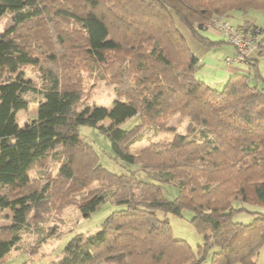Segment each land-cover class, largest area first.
<instances>
[{
  "label": "trees",
  "instance_id": "trees-1",
  "mask_svg": "<svg viewBox=\"0 0 264 264\" xmlns=\"http://www.w3.org/2000/svg\"><path fill=\"white\" fill-rule=\"evenodd\" d=\"M251 10L264 11V0H0V21L8 16L0 31V212L11 211L0 228V262L14 249L37 252L20 249L48 191L31 189L30 171L52 158L64 184L82 173V188L98 179L109 185L79 203L82 218L107 201L124 208L94 234L73 233L49 264L255 263L264 213L253 212L250 223L233 217L244 204L264 207V75L249 60L250 69L231 75L222 89L210 86L196 77L200 59L176 26L211 44L200 34L207 23ZM259 51L264 56V36ZM80 60L89 73L118 80L124 100L88 105ZM28 66L41 69V90L27 78ZM27 93L41 99L21 127L17 114L30 105ZM138 115L186 117L188 130L133 153L126 145L131 130L121 124ZM81 126L109 138L126 173L100 163ZM238 201L243 208L234 206ZM185 210L202 236L197 249L175 238L170 217L158 216L183 217Z\"/></svg>",
  "mask_w": 264,
  "mask_h": 264
},
{
  "label": "rangeland",
  "instance_id": "rangeland-1",
  "mask_svg": "<svg viewBox=\"0 0 264 264\" xmlns=\"http://www.w3.org/2000/svg\"><path fill=\"white\" fill-rule=\"evenodd\" d=\"M250 15L236 12L235 17L232 18L231 23L236 25L238 21L236 16L242 18L254 17L255 10L249 12ZM8 16L0 21V31L5 27ZM230 18L226 19L229 21ZM253 19V18H251ZM53 24L51 28L55 27ZM74 25H67V29H72ZM176 26L184 36L186 44L190 51L200 59V67L196 72V77L205 81L210 86L216 89H222L229 78L225 80L222 76L226 68V58L232 56L233 45L228 42L224 36L216 35L211 30L215 28L211 23H207L206 30L200 34L208 38L212 43L203 44L198 38L194 37L189 29L179 21H176ZM260 68L264 71V56L259 58ZM50 59L42 57L41 64L43 66L51 67ZM80 81L84 90V101L88 105H98L109 107L115 100H124L120 96L118 88V80L110 82V79L103 80L98 73H89L83 65L84 60L79 62ZM120 71L124 72L120 69ZM130 72V69H128ZM127 71V73H128ZM136 71L132 68L130 79L133 78V73ZM27 78H30L33 85L41 90L43 88V78L41 76V69L39 67L28 66L25 68ZM129 74V73H128ZM30 101L27 110L19 111L17 114L19 125L24 126L25 123L33 119L38 111V101L41 99L35 93H27L25 95ZM104 124H110L106 120ZM122 128L131 130V135L126 145L129 151L136 153L146 148L151 143L159 141H169L177 134H185L188 130V119L182 116H163L154 119L145 116H134L121 124ZM81 136L92 144L99 154L100 163L108 170L116 173H126L127 167L116 159L111 149V142L109 138L99 131V129L89 126L80 127ZM82 160L85 168L89 166V158ZM60 164L55 162L52 158H47L40 164L34 166L30 171L31 189L41 190L47 188L46 201L44 206L32 213L29 217L30 228L23 234L20 249L37 252H19L18 260H23L27 264H49L61 252L65 244L71 239L73 233L83 232L88 234L96 233L104 224L105 219L115 210L124 208V206L115 205L110 201L102 203L98 209L93 212L90 217L82 218L79 211V203L85 198L95 194L97 191H102L109 185L103 183L101 179L96 181H89L87 187L82 188V173L77 177V181L70 184H64L63 179L59 176ZM236 208H243L239 210L233 217L234 221L250 223L253 218V212H263L264 207L259 205L244 204L243 207L238 201L234 204ZM160 218L166 216L170 217L171 224L174 231V236L177 239H184L191 244L194 249L202 243V236L197 233L193 226L191 219L193 213L185 210L183 217H175L165 215L163 212H158ZM11 211L5 210L0 212V228L8 225L11 222ZM264 246L260 249L262 252ZM203 264H210V259H206Z\"/></svg>",
  "mask_w": 264,
  "mask_h": 264
},
{
  "label": "built area",
  "instance_id": "built-area-1",
  "mask_svg": "<svg viewBox=\"0 0 264 264\" xmlns=\"http://www.w3.org/2000/svg\"><path fill=\"white\" fill-rule=\"evenodd\" d=\"M211 25H214V29L224 36L235 48L234 55L226 58L228 65L233 62H247L249 54L261 48L263 33L258 27H236L224 18L214 19Z\"/></svg>",
  "mask_w": 264,
  "mask_h": 264
},
{
  "label": "crops",
  "instance_id": "crops-1",
  "mask_svg": "<svg viewBox=\"0 0 264 264\" xmlns=\"http://www.w3.org/2000/svg\"><path fill=\"white\" fill-rule=\"evenodd\" d=\"M257 14H255L254 17H248L246 18H242L241 16H236V20L238 21V23L236 25L231 23V19H229V22L233 25V26H239L241 24L244 23H248L251 25H254L258 28H260L262 30V33L264 34V11L262 10H255ZM250 12V11H249ZM249 12L247 13V15H250ZM234 18V17H233ZM253 18V19H251ZM214 34L216 35H221L217 30L213 29L211 30ZM264 36V35H263ZM234 51H233V55L235 53V48L233 47ZM259 50H255L253 52H251L248 56L247 62H233L232 64L228 65L227 63L226 68H225V72H223L222 76L225 78V80L227 78H229L231 75L239 73V72H247L250 69V64H249V60H251V62H256L258 63V67L260 69V72L264 75V71H262V69L260 68L261 64H260V60L259 58H261V56L259 55ZM226 62V60H225ZM264 246V245H263ZM19 252L18 250H12L9 254L5 255L4 258L2 259V261L0 262V264H27V262L23 261V260H18L19 257ZM211 264V262H210ZM254 264H264V248L262 250V252L260 254H258L255 263Z\"/></svg>",
  "mask_w": 264,
  "mask_h": 264
}]
</instances>
